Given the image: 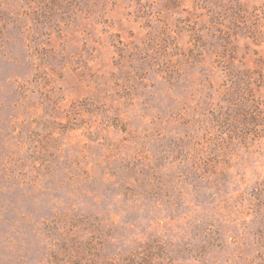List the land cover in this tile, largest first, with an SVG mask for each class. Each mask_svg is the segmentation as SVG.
Segmentation results:
<instances>
[{"label": "rangeland", "instance_id": "374dc122", "mask_svg": "<svg viewBox=\"0 0 264 264\" xmlns=\"http://www.w3.org/2000/svg\"><path fill=\"white\" fill-rule=\"evenodd\" d=\"M0 264H264V0H0Z\"/></svg>", "mask_w": 264, "mask_h": 264}]
</instances>
